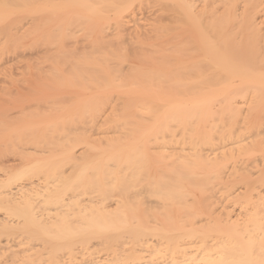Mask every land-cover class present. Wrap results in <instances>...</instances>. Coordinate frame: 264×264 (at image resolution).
Returning a JSON list of instances; mask_svg holds the SVG:
<instances>
[{
	"label": "bare ground",
	"instance_id": "6f19581e",
	"mask_svg": "<svg viewBox=\"0 0 264 264\" xmlns=\"http://www.w3.org/2000/svg\"><path fill=\"white\" fill-rule=\"evenodd\" d=\"M0 264H264V0H0Z\"/></svg>",
	"mask_w": 264,
	"mask_h": 264
}]
</instances>
